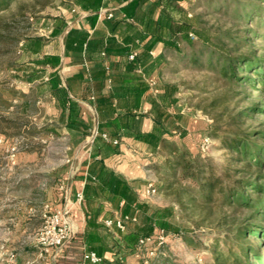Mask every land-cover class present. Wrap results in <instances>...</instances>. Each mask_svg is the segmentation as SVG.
I'll list each match as a JSON object with an SVG mask.
<instances>
[{"label": "rangeland", "instance_id": "obj_1", "mask_svg": "<svg viewBox=\"0 0 264 264\" xmlns=\"http://www.w3.org/2000/svg\"><path fill=\"white\" fill-rule=\"evenodd\" d=\"M72 2L10 0L0 10V264H38L44 255L40 252H46L38 235L40 210L46 203L39 201L44 190L40 168L32 155L22 159L18 154L53 147L56 140L48 124L39 120L33 87L22 91L30 77L20 48ZM171 6L174 18L186 23L178 25V43L164 48L155 77L158 84L176 88L178 102L168 106L169 130L160 147L142 155L157 188L150 202L153 207H170L171 227L162 232L156 227L151 239L135 251V259L138 264H223L214 259V250L225 251L246 222L261 230L264 220L251 218L253 208L230 205L217 190L208 196L194 178L181 176V169L185 160L198 157V164L231 180L243 163L232 160L233 153L213 132L249 135L264 127V114L249 110L264 102V88L230 82L223 74L226 58L249 56L264 62V0H179ZM178 108L182 113H174ZM57 142L64 145L63 140ZM208 174L203 168L201 176ZM245 195L258 196L252 190ZM225 238L232 241L225 243ZM245 238L264 257V238L253 233ZM123 260L124 256L118 258L117 264ZM248 264L264 262L250 259Z\"/></svg>", "mask_w": 264, "mask_h": 264}, {"label": "crops", "instance_id": "obj_2", "mask_svg": "<svg viewBox=\"0 0 264 264\" xmlns=\"http://www.w3.org/2000/svg\"><path fill=\"white\" fill-rule=\"evenodd\" d=\"M130 1L73 0L43 32L21 42L30 77L22 91L33 87L39 120L56 142L18 156L32 155L44 187L39 201L67 208L72 230L60 250L41 251L38 264H81L85 250L104 257L98 264H117L122 256V264H138L139 237L160 228L145 229L164 205L153 207L145 194L153 179L142 155L153 154L169 130L168 84H158L155 73L164 48L178 43L165 28L185 21L170 11L179 0ZM122 214L135 217L127 224L137 227L104 225Z\"/></svg>", "mask_w": 264, "mask_h": 264}, {"label": "trees", "instance_id": "obj_3", "mask_svg": "<svg viewBox=\"0 0 264 264\" xmlns=\"http://www.w3.org/2000/svg\"><path fill=\"white\" fill-rule=\"evenodd\" d=\"M9 1L0 0V10ZM141 1L131 0L129 4L134 3L136 5ZM168 27L169 31L173 32L174 35L181 29V27H177L174 30L172 26ZM223 74L230 82H237V84H245L255 88L257 86L264 88V62L249 56L226 58L223 64ZM175 91L176 88L174 86L168 85L166 87L170 103L174 102L173 95ZM249 110L264 114V102L255 103ZM156 124L159 129L163 127L159 117L156 119ZM262 125H264V122H262ZM213 133L215 136L220 137L222 146L233 153L232 160L237 163H243L240 168L235 169L238 176L236 175L231 180H223L219 175L213 174L208 165H205V167L209 174L201 176L205 167L198 164V157H192L190 160L184 161L181 176L194 178L202 190L209 191L208 196L212 191L217 190L223 194L225 201L230 205H245L248 208H253L254 210L250 214L251 218L264 220V127L254 129L250 132L252 134L249 135L237 130H225L221 135L216 132ZM163 139L164 137L158 138L160 144ZM248 190H252L258 196L251 198L245 195V191ZM170 211V207L156 210L149 218L145 229L151 230L152 224L162 229H169L171 226L167 217L171 214ZM250 233L264 238V228L260 230V228H256L254 224L248 221L238 228L234 240H231L232 242L227 238L224 239L225 243H227L226 240L232 243L229 245L228 242L229 246L225 251L214 250V259L223 264H248L250 259H259L264 262V257L256 252L255 244L245 240L246 235ZM184 239L187 241V238ZM252 254L254 256H251Z\"/></svg>", "mask_w": 264, "mask_h": 264}, {"label": "built area", "instance_id": "obj_4", "mask_svg": "<svg viewBox=\"0 0 264 264\" xmlns=\"http://www.w3.org/2000/svg\"><path fill=\"white\" fill-rule=\"evenodd\" d=\"M110 16V15H109ZM192 35L191 33H189ZM129 59L135 57L132 52L128 55ZM115 142H117L115 140ZM157 193V188L152 181H148L145 187L146 196H153ZM76 197L82 199V192L77 193ZM43 219L42 225L39 228V241L45 247L60 250L72 237V230L69 222V212L65 207H52L45 203L40 210ZM136 220L128 214H122L114 219H106L104 221L107 227L115 226L120 231L126 229L127 223ZM161 230V229H160ZM162 232V230H161ZM161 238V236H159ZM151 239V234L142 235L139 237L137 247L142 248ZM104 259L93 250H85L82 255L81 264H98Z\"/></svg>", "mask_w": 264, "mask_h": 264}]
</instances>
